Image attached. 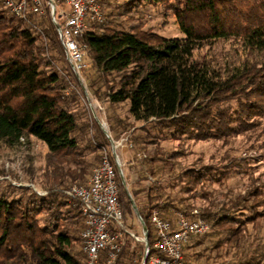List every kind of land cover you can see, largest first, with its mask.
<instances>
[{"label":"trees","instance_id":"obj_1","mask_svg":"<svg viewBox=\"0 0 264 264\" xmlns=\"http://www.w3.org/2000/svg\"><path fill=\"white\" fill-rule=\"evenodd\" d=\"M110 1L101 2L103 20L88 22L76 40L84 47L82 75L90 94L109 107L125 105L129 118L160 130L153 140L145 139L151 136L148 128L135 136L134 152L157 145L160 137L227 139L255 129V119L264 117V0L126 1L133 10L163 4L182 37L122 27L109 12ZM218 40H234L244 51L243 59L224 65V72L204 55H194ZM78 82L49 16L29 13L19 18L0 0V142L14 147L30 136L42 141L51 154L47 165L53 180L44 195L0 183V264L85 263L77 238L83 217L77 200L64 190L87 184L100 163L99 152L109 143L90 120ZM108 118L116 119L113 114ZM110 132L117 136L113 123ZM152 153L131 165L136 178L128 183V193L147 229L148 256L163 257L153 247L150 214L159 208L172 218L166 213L176 206L163 200L164 191L185 180V192L198 197L195 185L249 178L253 161L236 156L224 165L174 171L170 164H160V148ZM176 153L168 157H179ZM252 181L243 185L242 193L232 195L228 189L218 209L210 203L201 211L209 229L190 235L183 245L186 264L262 261L264 184L258 178ZM118 185L124 216L133 209L119 176ZM202 198L211 200L209 195ZM130 240L127 236L113 264H138L141 255L130 249ZM76 241L80 254L74 252Z\"/></svg>","mask_w":264,"mask_h":264},{"label":"rangeland","instance_id":"obj_2","mask_svg":"<svg viewBox=\"0 0 264 264\" xmlns=\"http://www.w3.org/2000/svg\"><path fill=\"white\" fill-rule=\"evenodd\" d=\"M126 1L127 0H111L110 3H108L109 12L114 14L115 20H117L122 27L127 29L134 28L136 31L142 30L146 32H156L167 37L184 36L178 28L172 13L167 10L163 4L154 6L144 5L133 10L126 5ZM194 55H204L210 59L212 63H217L224 72L225 64L229 62L236 63L244 58V51L234 40H218L213 44L206 45L203 48L196 50ZM77 78L79 80V87H81L80 89L83 93V105L86 108L88 116L94 125H97L99 132L102 133L105 140L107 139L109 143L106 147L108 154L112 153L111 140H124L123 146H118L116 152L119 156V160L122 162L123 176L120 177V180L124 186V182L122 181L124 179L128 189V183L136 178L135 174L132 173L131 165H135L143 159L138 157L140 152L133 151L135 148V136L144 135L145 129L148 128L151 136H148L145 139L153 140L156 138L155 134L157 129H155V127H150L149 124L143 125L141 122L129 118L125 112V105L109 107L105 102L98 101L87 89V84L83 79L82 72ZM111 114L116 117L115 120H109L108 116ZM255 120L258 122L255 129L238 136L228 137L227 139L211 138L207 140H172L160 137L159 141H157V145L144 144L145 148H143L142 151H144L147 157L153 154L152 149L157 147L160 148V156L163 158L160 164H170L172 168L174 167V171H177L178 169L201 168L203 165H224L229 157L236 158V156L238 158L246 157L253 161L251 163L253 165V173L249 178L246 176H236L227 180L226 185H224V183L210 184L206 186H201L199 184L195 185L193 186V189H196V191L193 192L194 194H197L198 197L195 196L190 198V196L194 195L190 192H185L186 190L183 188V184H186L184 183L185 180L179 182L180 186L166 189L164 192L167 193V196L165 197L164 195L163 200L165 198L168 204H170L169 202L172 200L174 207L176 206L175 209H170L166 213L168 216L172 217L173 212L175 211L183 212L184 210L177 209L179 206L185 208L187 213H193L200 216V214H202L201 211L205 210L210 203L213 205L218 204L217 209L221 207L228 189L229 191L231 190L232 195L237 192L242 193L245 188L243 185L250 184V182H253L252 180L256 178L259 179L260 184H264V117ZM111 122L118 129V132H116L117 136L110 132ZM94 131V129H91L89 133L93 134ZM146 142L148 143L150 141ZM176 152L180 154L179 157H168L169 155L172 156L173 154H177ZM100 154L101 152H99V155ZM50 156L51 154L48 152L46 145L32 136L14 147H8L3 142H0V183L2 185L10 183L18 187L24 186L30 188L37 194H46L47 190L45 186H48L53 182L50 172L48 173L47 165ZM256 183H258V181ZM181 189L184 190V192ZM201 193L202 195H200ZM206 195H209L211 200H208L209 198H202ZM156 209L164 215L162 210L159 208ZM124 213L123 223L125 226L128 227L131 222L136 233L141 235L142 229L136 221L134 210L130 211L126 209ZM77 238H79V233ZM73 247L74 252L80 254L79 241H76L75 244H73ZM129 247L131 250H134L136 254L140 253L141 256L138 264H143V241L130 244Z\"/></svg>","mask_w":264,"mask_h":264},{"label":"built area","instance_id":"obj_3","mask_svg":"<svg viewBox=\"0 0 264 264\" xmlns=\"http://www.w3.org/2000/svg\"><path fill=\"white\" fill-rule=\"evenodd\" d=\"M2 1L19 18H26L29 13L49 16L70 67L79 76L85 68V51L76 39L86 30L88 22L103 20V0ZM123 142V139L111 140L112 153L108 154L106 147L101 151L100 163L92 169L86 185L72 184L64 190L66 195L77 200L83 217L79 236L84 264H113L127 236L143 241L144 256H148L147 239L137 236L123 223L124 216L118 200V176L121 177L122 162L116 152ZM145 156L144 151H140L138 157ZM150 223L154 234L153 247L163 257L149 255L148 264H186L183 245L190 235L203 234L209 229L208 223L199 216L188 218L183 212L175 211L172 218H166L156 208L150 214ZM259 264H264V258Z\"/></svg>","mask_w":264,"mask_h":264},{"label":"water","instance_id":"obj_4","mask_svg":"<svg viewBox=\"0 0 264 264\" xmlns=\"http://www.w3.org/2000/svg\"><path fill=\"white\" fill-rule=\"evenodd\" d=\"M122 176H123V175H122V172H121V177H122ZM122 181L124 182L125 190H126L127 193H128V189H127V187H126V184H125L124 179H123ZM128 196H129V198H130L132 208H133L135 214L137 215V217H138L140 223L142 224V228H143V232H144V237H145V239H147V229H146V226H145V224H144L142 218L140 217V215H139V213H138V211H137L136 205H135V203H134V201H133V199L131 198V196H130L129 193H128ZM145 245L148 246L147 241H146ZM145 257H146V256H144L143 264H145V261H146V260H145Z\"/></svg>","mask_w":264,"mask_h":264},{"label":"crops","instance_id":"obj_5","mask_svg":"<svg viewBox=\"0 0 264 264\" xmlns=\"http://www.w3.org/2000/svg\"><path fill=\"white\" fill-rule=\"evenodd\" d=\"M123 148H124V147H123ZM120 156H121V154H120ZM129 157H130V156H129ZM129 157H126V158H129ZM135 215H136V214H135ZM136 221H137V223H139V225L141 226V229H142V230H141V231H142L141 235H138V233H136V231L134 230L133 224H132L131 222H130L128 228H129L130 230H132L137 236H141V237H143V236H144V232H143L142 224L140 223V221H139L137 215H136ZM135 242H138V241H135V240H133V239L131 238L130 243H131V244H135Z\"/></svg>","mask_w":264,"mask_h":264}]
</instances>
